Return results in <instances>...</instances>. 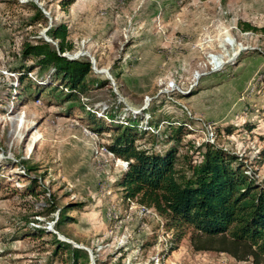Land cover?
<instances>
[{"label": "rangeland", "instance_id": "rangeland-1", "mask_svg": "<svg viewBox=\"0 0 264 264\" xmlns=\"http://www.w3.org/2000/svg\"><path fill=\"white\" fill-rule=\"evenodd\" d=\"M61 1L0 0V264H71L50 233L86 254L75 264H252L193 250L189 228L177 237L153 208L125 198L116 180L126 165L103 146L111 131L94 133L47 96L18 98L13 69L30 63L19 57L24 44L64 23L66 54L119 83L126 110L184 125L180 157L195 160L212 142L264 180V32L238 26H264V0ZM34 7L45 20H33ZM101 96L98 114L112 104Z\"/></svg>", "mask_w": 264, "mask_h": 264}, {"label": "trees", "instance_id": "trees-1", "mask_svg": "<svg viewBox=\"0 0 264 264\" xmlns=\"http://www.w3.org/2000/svg\"><path fill=\"white\" fill-rule=\"evenodd\" d=\"M73 1L60 3L65 8ZM34 9L33 20H45ZM238 26L242 31L264 32V26L244 21ZM45 34L48 40L39 36L20 50V59L30 63L13 69L18 75V86L13 88L17 89V97L47 96L67 113L73 108L82 113L94 133L111 131L103 146L126 162L116 180L123 196L153 208L165 218L167 227L178 229L177 237L189 228L193 250L223 252L235 260L249 258L252 264H264V180H258L236 154L208 141L197 150L195 160L185 155L181 161L178 150L186 133L184 125L172 127L166 119H152L151 109L126 110L116 98L119 83L115 82L112 89L107 78L93 72L87 57L70 59L62 55L72 50L64 23H52ZM33 70L34 77H27V72ZM103 92L112 104L98 114L95 104L102 101ZM145 137L146 144L140 143ZM160 141L163 145L158 144ZM258 155L264 157V147ZM31 181L34 177L30 179L32 186ZM64 212V207L58 210L53 224L56 231ZM50 234L55 243L53 250H64L71 264L78 257L86 260L82 250Z\"/></svg>", "mask_w": 264, "mask_h": 264}, {"label": "water", "instance_id": "water-1", "mask_svg": "<svg viewBox=\"0 0 264 264\" xmlns=\"http://www.w3.org/2000/svg\"><path fill=\"white\" fill-rule=\"evenodd\" d=\"M45 40H48V38L46 37V38H44ZM62 55H64V56H67L68 58H70V59H74V58H76L77 56H78V54H75V55H69V54H62Z\"/></svg>", "mask_w": 264, "mask_h": 264}, {"label": "built area", "instance_id": "built-area-1", "mask_svg": "<svg viewBox=\"0 0 264 264\" xmlns=\"http://www.w3.org/2000/svg\"><path fill=\"white\" fill-rule=\"evenodd\" d=\"M124 163V165H126V162L122 161Z\"/></svg>", "mask_w": 264, "mask_h": 264}]
</instances>
